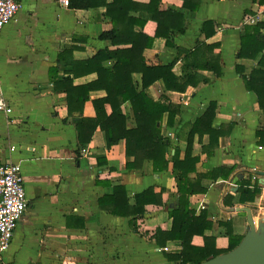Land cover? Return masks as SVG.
I'll list each match as a JSON object with an SVG mask.
<instances>
[{"label":"crops","instance_id":"0c3cea01","mask_svg":"<svg viewBox=\"0 0 264 264\" xmlns=\"http://www.w3.org/2000/svg\"><path fill=\"white\" fill-rule=\"evenodd\" d=\"M134 1L145 4L149 0ZM19 5L14 19L0 34V95L12 110L10 114L0 112V164L20 166L27 208L3 255V264H176L169 263L148 237L134 233L129 218L109 215L98 207V199L112 193L108 184L123 185L130 203L134 194L154 187L155 192L163 190V204L146 206L137 225L141 232L168 230V212L176 200L171 164L158 173L151 172L147 162L139 170H127L124 142L107 149L99 129L86 148L78 151L66 95L54 89L63 72L59 69L52 75L50 70L57 67V56L63 49L75 47L72 58L78 61L105 48L115 49L99 39L111 28L102 15L104 9L73 10L57 0H19ZM161 5L164 10L173 8L183 15L185 30L172 39L180 51L167 47L162 38L155 39L152 47L143 51L147 66L173 63V73L181 76L192 62L204 64L215 57L219 61V77L198 70L207 82L189 86L182 93L164 91L160 82L148 91L154 101L163 95L174 112L172 127L166 126V116L162 122L170 145L168 159L175 150L183 159L189 127L210 103L215 104L213 127L233 125L226 136L219 138L211 155L202 152L207 135H195L192 141V156L198 158L197 173L234 167L227 180H204L206 193L189 198L191 209L196 214L206 212L213 224L206 235L215 237L218 249H225L227 237L217 223L230 221L233 233L243 238L248 230L246 212L238 209H249L254 222V207L261 213L264 210V143L261 146L256 136L258 130L264 131V122L257 97L246 90L243 80L259 69L258 62L264 55V27L258 26L264 25V0H201L195 12L184 10L181 0H161ZM206 21L213 22L215 30L208 38L202 31ZM155 28V23L148 20L143 33L152 37ZM243 40L247 57L239 58ZM201 44L216 46L209 51L201 49L194 57L182 53L194 51ZM95 78V74L79 77L73 85ZM133 79L140 90V75ZM102 96L103 91L90 93L91 99ZM123 108L126 112L128 107ZM82 114L95 116L90 101L84 104ZM241 180H249L260 190L252 203L236 202ZM229 197L233 198L232 207L224 203ZM203 203L205 209L199 210ZM255 224L257 227V221ZM192 244L202 246V237L194 236ZM166 246L170 253L181 249L179 242Z\"/></svg>","mask_w":264,"mask_h":264},{"label":"trees","instance_id":"16d2710c","mask_svg":"<svg viewBox=\"0 0 264 264\" xmlns=\"http://www.w3.org/2000/svg\"><path fill=\"white\" fill-rule=\"evenodd\" d=\"M181 1L182 8L190 12H195L201 2ZM66 7L73 10L103 8L102 15L111 28L102 32L99 39L108 41L115 47L113 50L107 48L99 50L90 58L80 61L72 58L75 47L63 49L57 56V67L50 70L52 75H56L59 69L63 72L61 79L54 82V89L66 95L67 114L76 130L78 151L86 148L96 129H99L104 134L107 149L124 142L127 170H139L143 163L147 162L151 172L158 173L166 170L171 164L175 180L176 200L174 208L168 212L171 221L168 230L157 228L153 233L141 232L137 225V221L145 215L146 206L163 204V190L155 192L154 187L134 194L130 203L123 185L108 184L112 187V193L98 199L99 209L112 216L129 218L131 230L153 241L169 263L204 264L233 250L242 237L233 233L231 222L217 223L218 227L223 228L228 241L225 249H218L215 237L206 235L213 226L206 212L196 214L189 202L191 196L206 193L202 181H216L219 178L227 180L234 170V167H219L204 174L197 173L195 165L198 158L192 156L194 136L197 135L199 138L203 135L208 136V143L202 147V152L211 155L218 147L219 138L226 136L233 125L213 127L215 104L210 103L205 112L189 127L183 159H179L177 150L168 159L170 145L168 138L163 134L162 122L166 116V126L172 127L174 112L163 95L154 101L148 91L150 86L160 82L164 91L182 93L189 86L194 87L207 82L204 77L197 74L198 70L210 71L215 77H219L221 69L217 57L206 59L204 64L192 62L184 68L181 76L173 73V63L156 66L145 64L143 51L151 48L157 38L164 39L167 47L180 51L172 39L176 34L184 33L183 15L173 8L162 9L161 0H149L145 4L134 0H68ZM148 20L156 25L152 37L143 33ZM209 29L211 31H208ZM202 31L206 38L211 37L215 33L214 23L204 22ZM215 46L201 44L194 51L182 53L194 57L201 49L209 51ZM245 51L246 41L243 40L238 57H247ZM107 62L110 64L105 65ZM258 65L259 69L253 70L248 76L243 77V80L246 90L257 97L264 122V55L261 56ZM91 74L96 75L93 81L73 85L74 79ZM134 75H140V90L133 79ZM93 91H103L104 96L91 99L90 93ZM88 101L93 106L95 113L93 118L84 117L82 114L83 106ZM124 105L128 107L126 112ZM65 122H68V119ZM256 136L260 145L264 143L263 130H258ZM191 174H194V177H191ZM259 193L256 185H251L249 180H241L236 202L240 205L252 203ZM232 201L233 198L229 197L224 203L232 207ZM194 236L202 237V246L192 244ZM169 242H179L180 251L167 252L166 244Z\"/></svg>","mask_w":264,"mask_h":264},{"label":"built area","instance_id":"2783aa9c","mask_svg":"<svg viewBox=\"0 0 264 264\" xmlns=\"http://www.w3.org/2000/svg\"><path fill=\"white\" fill-rule=\"evenodd\" d=\"M67 5L68 0H57ZM20 8L19 0H0V34L17 14ZM251 23L254 20L250 21ZM0 112L10 114L11 108L0 95ZM27 208V197L23 185L21 168L18 164H0V264H3V255L10 248L18 221ZM199 210L205 205L200 204Z\"/></svg>","mask_w":264,"mask_h":264},{"label":"water","instance_id":"95a60500","mask_svg":"<svg viewBox=\"0 0 264 264\" xmlns=\"http://www.w3.org/2000/svg\"><path fill=\"white\" fill-rule=\"evenodd\" d=\"M246 212L248 230L237 247L214 257L204 264H264V219L257 220V227L247 208H239Z\"/></svg>","mask_w":264,"mask_h":264},{"label":"rangeland","instance_id":"374dc122","mask_svg":"<svg viewBox=\"0 0 264 264\" xmlns=\"http://www.w3.org/2000/svg\"><path fill=\"white\" fill-rule=\"evenodd\" d=\"M253 210L255 222L257 220L264 219V210L262 211L263 214L260 212L258 207H254Z\"/></svg>","mask_w":264,"mask_h":264}]
</instances>
